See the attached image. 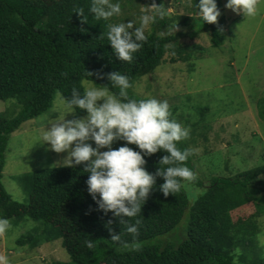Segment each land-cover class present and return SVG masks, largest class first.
<instances>
[{
  "label": "trees",
  "instance_id": "16d2710c",
  "mask_svg": "<svg viewBox=\"0 0 264 264\" xmlns=\"http://www.w3.org/2000/svg\"><path fill=\"white\" fill-rule=\"evenodd\" d=\"M147 1L156 5L152 0ZM191 2L188 9L191 15L166 14L157 18L154 31L146 35L142 48L129 63L116 58L105 35L107 24L115 23L114 17L109 21L93 19L88 13L90 0H0V101L14 99L20 107L12 119L0 115V216L14 225L33 220L44 226L48 236L45 241L62 240L72 264H264L262 250L256 244L261 231L258 218L264 214L261 201L264 164L235 176H215L209 182L196 175L190 183L200 187L202 193L194 200L185 186L180 192L164 197L159 191L163 178L156 176L154 189L142 205L140 215L130 218L131 222L136 218L141 220L137 227L143 247L128 252L115 251L113 242L109 241L111 234L105 226L109 220L112 234L121 232L123 240H130L131 236L111 212L105 215L97 209L87 191L88 174L83 171V165L34 171L29 180L31 191L27 204L14 200L2 184L10 134L24 122L48 111L57 92L66 98L73 88L82 92L85 80L117 92L118 88H112L106 74L119 71L132 83L129 98L143 99L133 91L135 81L165 62L169 50L176 51L173 62L201 58L198 51L202 47L194 40L202 32L210 34L214 47L223 46L227 40V22L222 0H216L220 15L215 24L196 16V0ZM120 3L122 10L126 4L121 0ZM157 3V7L164 8L163 0ZM76 8L84 9L86 22L74 13ZM175 25L193 30L192 45L180 43L183 33L156 31ZM84 72L93 75L85 78ZM96 73L101 75L98 77ZM75 113L85 115L80 110ZM258 115L264 121V100L258 103ZM189 145V141L183 140L178 146L190 149ZM128 146L139 151L134 144ZM162 155L158 151L143 157L149 173L155 175L157 168L163 171L166 167L159 164ZM195 156L192 152L185 163L196 174ZM249 203L256 206V212L233 219L232 213ZM180 228L181 237L172 239L170 235ZM85 239L93 240V248L85 247ZM43 240L35 241L26 235L16 243L36 246L44 243Z\"/></svg>",
  "mask_w": 264,
  "mask_h": 264
},
{
  "label": "rangeland",
  "instance_id": "374dc122",
  "mask_svg": "<svg viewBox=\"0 0 264 264\" xmlns=\"http://www.w3.org/2000/svg\"><path fill=\"white\" fill-rule=\"evenodd\" d=\"M121 1L126 5L119 16H114V22L133 20L137 26L142 12L150 11L151 6L157 7L158 4L157 0H152L156 5L147 0ZM191 1L163 0V7L169 15L188 16L192 14L188 10L192 7ZM225 3L226 0H222L227 22V40L223 46L214 47L209 33H199L194 41L202 47L198 51L201 58L173 62L176 51L169 50L166 61L154 72L136 80L133 89L140 98L167 100L172 117L189 128V137L184 141H189L190 149L196 154V175L203 182H209L215 176H235L264 164V121L258 115V103L264 100V0H257V12L252 17L234 13L225 8ZM121 18L127 19L122 21ZM153 24L146 28V35L154 31ZM156 31L159 34L183 33L180 43L193 44L190 40L193 30L189 26ZM91 83L85 80L83 87ZM19 110L14 99L0 101V115L8 119L15 117ZM61 114L63 109L56 93L48 111L24 122L10 134L2 184L14 200L27 204L33 172L58 167L54 163L65 155L51 151L46 143H40L48 121ZM80 117L83 116L74 112L66 114L65 119ZM196 123L199 126L194 125ZM88 142L95 147L92 141ZM120 142L123 141H116L111 147ZM185 188L191 200L202 193L201 188L192 183H186ZM261 201L264 204V195ZM255 212L256 206L249 203L232 216L236 220ZM258 222L261 231L256 244L264 258V214ZM10 224L9 231L0 234V255L7 256L9 264H52L57 261L72 264L70 255L62 247V240L45 241L48 236L41 224L33 220ZM181 233L180 228L170 237L180 238ZM26 235H31L35 241L44 239V243L36 246L16 243Z\"/></svg>",
  "mask_w": 264,
  "mask_h": 264
},
{
  "label": "clouds",
  "instance_id": "9594fccd",
  "mask_svg": "<svg viewBox=\"0 0 264 264\" xmlns=\"http://www.w3.org/2000/svg\"><path fill=\"white\" fill-rule=\"evenodd\" d=\"M194 7L196 16L203 22H217L220 11L216 0H196ZM225 8L252 17L257 12V0H226ZM150 9L139 16L138 26L133 20L107 24L105 35L118 60L131 63L147 39L146 28L167 14L165 8L151 6ZM74 13L86 22L83 8L74 9ZM88 13L93 19L109 21L121 14L120 0H90ZM92 75V72H84L85 78ZM106 78L112 88H118L117 92L107 86L95 87L91 80L82 92L73 88L67 98L57 92L63 114L48 121L40 143H46L57 154L65 153L55 165L69 168L83 165V171L88 174L87 191L97 209L105 215L111 212L131 236L130 240H123L121 232L112 234L109 220L105 226L115 251H139L144 243L138 239L137 226L141 220L136 218L131 222L130 218L140 215L142 205L154 189L155 177L163 178L159 191L164 197L180 192L186 183L196 179V174L185 163L192 150L178 146L189 137V128L172 117L167 100L129 98L132 83L127 75L117 71L106 74ZM77 110L85 115L65 119L66 114ZM116 141L125 143L111 147ZM133 144L139 151L128 146ZM158 151L164 153L159 164L166 167L163 171L157 168L153 175L145 169L143 157ZM10 228L9 219L0 216V234ZM83 243L89 249L94 246L92 239H85ZM0 264H9L7 256L0 255Z\"/></svg>",
  "mask_w": 264,
  "mask_h": 264
},
{
  "label": "water",
  "instance_id": "95a60500",
  "mask_svg": "<svg viewBox=\"0 0 264 264\" xmlns=\"http://www.w3.org/2000/svg\"><path fill=\"white\" fill-rule=\"evenodd\" d=\"M155 4H157L156 2H154Z\"/></svg>",
  "mask_w": 264,
  "mask_h": 264
}]
</instances>
